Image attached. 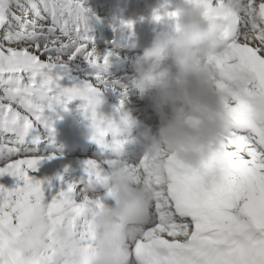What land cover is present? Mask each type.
Here are the masks:
<instances>
[{
	"label": "snow or ice",
	"instance_id": "6c2138e0",
	"mask_svg": "<svg viewBox=\"0 0 264 264\" xmlns=\"http://www.w3.org/2000/svg\"><path fill=\"white\" fill-rule=\"evenodd\" d=\"M199 2L227 14L223 0ZM174 15L162 0L152 19ZM91 39L83 0H0V177L14 178L11 187L0 184V264H264V0H246L224 47L209 57L218 88L237 74L249 78L242 95L225 100L219 179L205 182L180 164L161 169L146 157L130 164L153 190L131 235L119 225L104 234L92 226L111 195L96 161L82 162L75 175L70 166L50 178L33 175L58 155L29 147L43 131L54 138L49 112L79 98L93 139L104 134L96 107L111 52L99 54ZM74 69H84L83 79Z\"/></svg>",
	"mask_w": 264,
	"mask_h": 264
},
{
	"label": "clouds",
	"instance_id": "9594fccd",
	"mask_svg": "<svg viewBox=\"0 0 264 264\" xmlns=\"http://www.w3.org/2000/svg\"><path fill=\"white\" fill-rule=\"evenodd\" d=\"M175 15L173 28L156 31L136 60L132 86L157 120L155 126L138 121L123 104L114 118H101L103 136L117 145L106 170L110 198L92 220L97 233H111L119 225L129 235L140 230L136 212L147 213L153 190L137 182L136 172L122 159L123 146L134 130L144 142L149 163L166 168L180 164L182 171L196 172L205 182L218 180L226 136L225 100L243 94L249 78L237 74L226 87L216 86L218 73L209 57L225 45V34L237 22L246 0H223L226 15L209 13L199 0H169ZM175 69V71H173ZM61 238L69 240L67 231Z\"/></svg>",
	"mask_w": 264,
	"mask_h": 264
},
{
	"label": "bare ground",
	"instance_id": "6f19581e",
	"mask_svg": "<svg viewBox=\"0 0 264 264\" xmlns=\"http://www.w3.org/2000/svg\"><path fill=\"white\" fill-rule=\"evenodd\" d=\"M83 1L85 4H90L91 2L92 3H98L99 2V0L98 1L97 0H83ZM110 1L111 2H109V8H108L109 12L108 13L110 14L111 22L108 25L107 24L108 21H106V23L104 21V25H101L102 30L100 31V33H97V30L100 29V26L99 25L97 26V28L95 30L97 39H93V38L91 39L90 47H94L96 49V51L101 55H103L106 52H111V56L109 57L108 63L105 65L103 76H104L105 81L118 79L119 83H116V84H117V86H119V88L117 90L115 88V86H116L115 85L113 91H117L118 93L121 92L120 93L121 95H118L117 97L105 96V95H103L104 89L102 87L101 88V96H100L101 103L96 107L98 110H100L102 112L106 111L105 110L106 106L111 107V104L116 103L115 98L118 99V98H121L122 96H127L132 101L133 104H136V106H138L140 103L142 105L146 104L145 100H142V99L139 100L138 98H136V94H137V92L135 91L136 88H134L132 86V81L134 79L136 72L132 68L131 63H129L127 60L122 59L121 55H123V54H121L120 52H118L114 49V47L110 44V43L114 44L113 41H109L110 38L107 36L111 35L112 38H114L116 31L118 34H120V31H122V30L134 29L136 23L138 22V20L140 18H142V16H146L147 14H151L152 12H154V9L151 8L146 3L145 0H110ZM99 3L101 5V2H99ZM97 15H98L99 20L102 22V20H104V18H100L99 14H97ZM127 22H131V24H132L131 28L127 27ZM114 23L117 25V27L114 26ZM171 24H175V23H171ZM157 27L163 29V28H173L174 26H169V24L166 23L165 25L159 24ZM82 70H84V69L77 70V72H79L78 75L74 70L73 71L77 77H81L80 72ZM115 76H119V77L115 78ZM73 82L74 81H66L65 83H66V86H71V83H73ZM111 88H113V87H111ZM81 101H83V100H81ZM83 102L86 103L85 101H83ZM84 113H89V112H86L84 110ZM84 113H83V116H81L82 112L80 113L81 121L85 117ZM114 113L116 114L117 112H114ZM107 114L109 115L111 113H107ZM77 123L78 122H76V124ZM76 124L73 123V126L76 127ZM47 136H48V133L46 131H43L41 133L40 141L42 139H45ZM52 147H54V143H52L50 145V147L48 148V151L46 150L45 152H42L39 149L38 150L33 149V150L37 151L41 155H46V154H48V152L57 153V152H54L52 150H49ZM57 154L58 155H65L64 153H57ZM131 159L135 162V160L133 158H131ZM131 163L134 164L133 162H131ZM42 166H44L45 168H47V170H49L54 165L50 164V162L47 159L43 160L40 163L38 169L33 173V175L39 179H44V177L42 175L37 174L39 168ZM0 184H4L5 186L11 187L14 184V178L11 176H8V175H5L4 177H0Z\"/></svg>",
	"mask_w": 264,
	"mask_h": 264
},
{
	"label": "rangeland",
	"instance_id": "374dc122",
	"mask_svg": "<svg viewBox=\"0 0 264 264\" xmlns=\"http://www.w3.org/2000/svg\"><path fill=\"white\" fill-rule=\"evenodd\" d=\"M99 2H101V5H100V3L99 4H97V6L100 8V9H102L101 10V13H99L100 15H105L108 11V0H99ZM91 8H94L95 10H96V5H93V4H91ZM95 10H93V12H95ZM103 15V17L105 18V16ZM101 18V17H100ZM109 87V86H108ZM110 88H108L106 91H108ZM115 93H117V92H114L113 94H115ZM121 104H123V105H126V102L125 101H123L122 103L120 102V105Z\"/></svg>",
	"mask_w": 264,
	"mask_h": 264
},
{
	"label": "water",
	"instance_id": "95a60500",
	"mask_svg": "<svg viewBox=\"0 0 264 264\" xmlns=\"http://www.w3.org/2000/svg\"><path fill=\"white\" fill-rule=\"evenodd\" d=\"M149 1V3L151 4V5H153V6H155V7H159V5H160V1L159 0H148Z\"/></svg>",
	"mask_w": 264,
	"mask_h": 264
}]
</instances>
